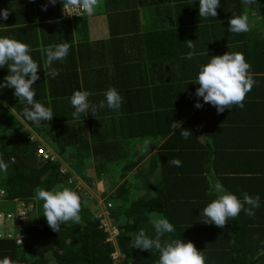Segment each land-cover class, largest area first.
Listing matches in <instances>:
<instances>
[{
  "label": "trees",
  "instance_id": "1",
  "mask_svg": "<svg viewBox=\"0 0 264 264\" xmlns=\"http://www.w3.org/2000/svg\"><path fill=\"white\" fill-rule=\"evenodd\" d=\"M100 2L105 4V0H99L92 15H104V11L97 12L102 8ZM156 2L162 4L165 0ZM116 4L112 1L108 5ZM141 4H145V0H126L125 7L134 10L121 16L123 32L135 40H129V44L137 46L133 52L126 48L129 52L125 61L132 57L138 70L126 75L121 107L116 115H110L107 129H99L98 110L95 117L91 113L84 114L89 120L87 125L78 123L79 119L72 116L75 109L70 103L71 92L76 90L91 93L92 104L105 100V82L112 77L108 75L114 65L113 52L106 56L101 37L93 40L86 36L82 40L91 54L94 53L93 64L90 57L89 60L79 57L81 74L76 85L71 83L67 73H62L61 85L56 87H61V91L48 85L47 91L54 94L41 103L51 108L54 115L51 121L40 123L33 137L29 138V131L22 129L13 115L17 110L23 112L26 103L12 102L6 106L0 103V158L8 165L7 172L0 171V186L5 188L0 203L17 199L20 209L15 207V212L10 214L15 217L23 210L25 218L30 219V224H24L25 228L19 226L25 233L22 239H17L14 232L0 233V264H113L114 246L122 254L123 264H157L159 252L155 249L145 251L131 247L132 239L141 229L150 238L155 237L151 223L154 218H167L176 229L174 233L165 234L162 242L192 241L202 251L205 264H261L264 259V160L257 156L264 147L256 148L259 144L264 146V74H251L256 84L246 94L243 108L233 106L219 114L214 106L195 95L199 84L190 82L198 75L200 55L240 52L251 65L250 71L264 72V41L255 39L254 48L248 50V32L228 31L231 16L239 15L238 11L249 4L244 0H220L218 15L205 19L199 15V0L183 1L175 10L173 20L166 23L164 20H169L173 10L168 4L157 5L162 24L152 22L149 26L154 28L152 40L141 33L142 27L135 16ZM40 5L41 0H0L1 8L19 16L38 10ZM250 7L264 16V0H254ZM204 20L209 22L202 23ZM199 25L203 26V33H199L202 32ZM27 29V24L19 28V38L27 39ZM63 34L67 36L66 29ZM187 40L195 44V54L190 60L185 58L193 51L186 46ZM168 65L175 76H171ZM128 68L126 66V70ZM171 80L175 81L173 85H170ZM48 83L52 84L50 79ZM100 85L105 90L98 92ZM62 92L70 96L59 102ZM197 100L202 108L195 107ZM173 121L191 130L188 139L180 135L181 128L172 129ZM26 122L37 126L27 119ZM82 128L88 130L86 136L82 135ZM155 134L169 136L157 143L156 155L148 161L147 173L158 175L152 182L140 171L142 168L131 170L134 164L127 160L126 151L131 138ZM50 147L56 149L60 157L73 161L70 164L77 171H93L94 177L103 178L113 187L107 199L111 202L110 221L118 228L114 242L106 239L102 226H98L97 202L89 199L80 187L71 189L66 170L60 169L56 158L46 156ZM173 157L179 158L182 166L170 165L168 161ZM158 159L162 162L161 173L155 170ZM217 185L241 201L245 192L259 196L260 206L254 209L255 216L249 217L242 210L234 220L229 219L224 228L203 222V208L221 194L216 190ZM57 186L70 188L81 197V223L69 221L61 226L59 233L49 227L41 209L43 201L37 199L34 192L38 187L53 190ZM137 187L148 189L138 195ZM33 216L36 223L31 222Z\"/></svg>",
  "mask_w": 264,
  "mask_h": 264
},
{
  "label": "clouds",
  "instance_id": "2",
  "mask_svg": "<svg viewBox=\"0 0 264 264\" xmlns=\"http://www.w3.org/2000/svg\"><path fill=\"white\" fill-rule=\"evenodd\" d=\"M57 1L62 18H75L74 16H64L62 14L60 0H48L52 5H55ZM66 2L89 15H92L99 5V0H64L63 8ZM253 2L254 0H244V3L249 5ZM47 6V4L43 5L42 10H47ZM218 7H220V0H199V15L205 19L216 17ZM64 9L67 12V9ZM9 15V9L0 10V16L4 20H7ZM249 30L247 14H233L231 16L228 27L229 32L239 34L246 33ZM185 42L186 46L193 50L185 56L186 59L190 60L195 54V44L192 40ZM69 50L70 44L67 42L49 46L45 50L46 60L43 69H47V71H44V74L55 79L59 75V71L53 67V64L55 61H63ZM4 67L8 68L9 74L0 82V90L13 88L14 96L26 102V106L23 108V116L27 120L37 126L42 121H51L54 115L52 109L35 100L36 93L32 86L40 78L38 70L41 65L30 55V46L13 38L0 37V68ZM250 68L251 65L242 53L225 52L223 55L212 56L208 63L200 67L196 79L190 82L199 84L195 95L202 97L204 103L214 106L219 114L223 113L225 109L231 110L233 106L244 107L246 94L256 84L250 73ZM90 95L91 93L86 90L74 91L70 98V103L75 109L72 113L74 119H79L81 114L91 113L94 116L98 108L101 111L97 114V120L110 118L109 112L118 110L121 107L123 98L115 88H109L105 92V100L100 101L98 105L89 101ZM195 107L202 108L203 105L197 100ZM171 127L176 131L177 128H181V122L173 121ZM191 134V130L187 128H181L180 130V135L184 139H188ZM31 137L29 135V138ZM136 141L138 140L132 142L129 140L132 145ZM144 144L147 147L150 141L146 139ZM128 151H130V148ZM53 153L54 149L52 147L47 148L46 156L54 158L53 156L56 155H53ZM132 155L134 156V150ZM61 158L66 163L72 162L66 156ZM130 161L134 164L132 169L135 168L134 158ZM168 163L176 167L182 166V161L176 157L171 158ZM7 169L8 165L0 158V171L7 172ZM216 190L221 194L203 208V222L224 228L229 219L234 220L242 210L249 217L255 216L254 209L260 206L259 196L253 197L245 192L243 193V201H241L235 194L224 191L221 185H217ZM35 196L43 201V215L53 231L59 233L61 226L69 221L81 223V197L76 191L63 186H57L53 190L37 188L35 189ZM245 205H248V207H245ZM151 223L155 229V237L150 238L141 229L131 241L132 248L145 251L155 249L159 252L157 264H205L202 251L198 250L192 241L185 242L182 239H171L162 242L161 238L165 234L176 231L174 225L167 218H154Z\"/></svg>",
  "mask_w": 264,
  "mask_h": 264
},
{
  "label": "crops",
  "instance_id": "3",
  "mask_svg": "<svg viewBox=\"0 0 264 264\" xmlns=\"http://www.w3.org/2000/svg\"><path fill=\"white\" fill-rule=\"evenodd\" d=\"M116 1V5H108L110 2ZM140 1V0H139ZM145 0V4H141L138 8H136L135 11V16L139 19L140 25L142 24L143 21L147 19H151L154 16L161 18L160 14L157 12V5H170V8H172V14L169 15V20H164V23L167 21L171 22L173 20V15L176 14L175 10L178 9L177 7L181 6L183 1L189 2V0H165L164 3L158 4L156 0ZM102 4V8L98 10L97 12L103 13L104 15H88V16H83V17H75V18H62L60 15V7L58 1L56 2L55 5H52L48 2V0H41V5L38 10L34 9L33 11H30V13L26 15H17L12 12H10V15L7 20H4L2 16H0V37H8V38H13L15 40H18L20 42H24L30 46V55L33 57V59L41 65V68L38 70L39 72V80L35 82V84L32 86L36 95H35V100L38 102H44L48 101L51 98V95L54 94L50 92V90L47 91L48 85H50L51 89H58V91H61V87L56 88L58 85H61L60 79L62 78V73H67V77L71 81L72 84H75L80 80V74H81V65L79 63V57L82 59H88L89 57L91 58V64H93V59L92 57L94 56V53L91 54V49L85 45L82 44V40L87 36L91 39H97L99 37L102 38V45L103 48L105 49L106 56L109 55V53L112 51L113 52V65H114V70L111 74L108 76L110 77L106 82H105V89L106 91L108 90V87H113L115 88L119 94L122 96L124 94V81L126 79V75H131L137 72L138 66L133 64V59L132 57L128 62L125 61L126 55L129 51L127 49H131L132 52L137 50V46L133 45L132 43L129 44V40H134L133 38L129 39L128 34L123 32L124 27L120 26L122 24L123 18L121 17L123 14H125L128 11H132L134 9H127L125 7L126 0H105V4L103 2H100ZM47 4V10H42V6ZM125 7V9H124ZM0 10H3V8L0 7ZM122 13V14H121ZM154 13V15H152ZM168 19V18H167ZM189 22L188 20H186ZM27 24L29 33L27 35V39H24L20 34L16 35L19 31V28L22 25ZM85 24V26H83ZM66 29V34L65 36L63 34V31ZM26 31V32H27ZM258 39V38H256ZM264 41V36L263 39H260ZM135 41V40H134ZM247 48L248 50L254 48L253 42H256L255 38L250 35L249 39L247 40ZM67 42L70 44V50L67 55V57L63 61H55L53 64V67L56 68L59 71V75L53 79L48 75L44 74V71L46 72L47 69H43L44 62L46 60V49L51 46V45H57L60 43ZM140 47H142V42L139 41ZM107 44V46H106ZM87 47V48H85ZM212 55H210V58ZM126 66H128V70H126ZM88 66H85V68ZM168 70L169 72L172 73L171 76H175V71L173 69H170L168 65ZM72 71H75L76 73H73ZM251 74H264V72H258L255 70L250 71ZM9 74L8 68H0V82L3 81L4 77ZM48 79H50V83H48ZM106 80V79H105ZM170 85L174 84V81H170ZM104 87V86H103ZM103 87L100 85L97 91L100 92L103 89ZM71 92V96H72ZM70 94V93H69ZM69 94H63L60 93L58 97H61L58 99L59 102H64L63 97H67ZM70 96V95H69ZM57 97V95H56ZM26 103L24 101L19 100L17 97H14V89L13 88H4L0 90V103L6 105H10V103ZM99 103H97L98 105ZM26 106V105H25ZM101 111V109L98 108V113ZM13 113L14 117L17 119L19 125L21 126L22 129L29 131L30 136L36 135L35 129L38 128L39 126H33V124H29V122H26V118L23 116V112H19L18 110ZM86 118V116H81ZM79 117V119L81 118ZM31 131L34 132L31 135ZM169 136V134L163 137H160L159 143L164 139L165 137ZM158 143V144H159ZM153 145L155 144L152 143ZM152 144L149 145V148L152 146ZM157 144V143H156ZM157 144L156 148H159ZM256 146V148L264 147L261 146ZM134 147V156H132L131 159L134 158L135 160V169L138 171L139 168V162L143 161L144 156L143 154L148 150H145V144L144 142L136 141L133 144ZM130 147H128L129 150ZM156 148L150 153L148 157V161L150 157H154L155 150ZM255 149V147H253ZM263 152L264 150H260V155H257L258 157L261 158V160H264L263 158ZM73 163V161H72ZM71 163V164H72ZM162 162L158 159L155 163V170L157 168L158 173L162 172ZM148 169V167H147ZM134 171V168L131 169ZM129 170V171H131ZM128 171V172H129ZM142 172V170H140ZM145 176L147 177L148 181L155 182L156 180L154 177H158V175L154 172L151 173H144ZM125 175H128L126 173ZM158 185L161 187L162 186V181L159 180ZM4 188L3 186H0ZM39 188V187H38ZM5 189V188H4ZM37 189V188H36ZM35 192V190H34ZM4 195H5V190H4ZM3 195V196H4ZM147 197V196H146ZM3 199V198H2ZM0 199V200H2ZM14 202H16V207L20 209L21 203L17 200L14 199ZM9 213H13L11 211H8ZM8 213V214H9ZM3 213L0 212V215ZM7 214V213H6ZM10 214V215H11ZM16 216L13 217L11 215L10 220H15ZM31 222L33 221L36 223L35 217H31ZM19 220V226L22 228L24 227V224H30V219L24 218L23 220ZM26 224V225H27ZM5 225V223L0 221V233L4 232L6 234H9L11 232H14L15 235H20L17 236V239L25 236L24 231L21 229L19 230L18 228H13V227H1ZM25 225V226H26Z\"/></svg>",
  "mask_w": 264,
  "mask_h": 264
},
{
  "label": "rangeland",
  "instance_id": "4",
  "mask_svg": "<svg viewBox=\"0 0 264 264\" xmlns=\"http://www.w3.org/2000/svg\"><path fill=\"white\" fill-rule=\"evenodd\" d=\"M238 13H239V15L240 14L241 15L247 14L248 20H249V28H250L248 33L252 37H254L255 39L256 38L263 39V36H264V16L262 14H260L258 11L253 12V9H251L250 5H247L244 8L242 7L240 9V11H238ZM147 20H148L147 23L145 21H143L141 24V27H142L141 33L144 34L146 37H149V39L152 40L153 35H154V30H153L154 28H151L149 26L151 25L152 22H154V25L159 24V23L162 24V18L160 20L159 17L155 16V18H151V19H147ZM201 22L202 23H208L209 20H204ZM147 24H149V25L147 26ZM198 29H199V31H202L199 33H203L204 29H203L202 25H199ZM18 34H19V32L16 35H18ZM198 36L200 38V34ZM200 56H201V61L199 62V65H198L199 68L202 65H205L206 63H208L211 59L210 56H208V57H205L202 55H200ZM60 82H61V79H60ZM174 83H175V81H174ZM116 113H117V110L110 111L108 115H113ZM93 117H95V115ZM98 120L100 121L99 129H101V130L107 129V126L110 124L109 117L105 118V119H98ZM88 122H89V120L87 117L86 118L81 117L78 121V123H81L83 125L88 123ZM80 130H83V132H82L83 136H86L88 134V130H84L83 128ZM33 133L34 132L31 131V135ZM146 139L150 141V144H152L154 142H155V144L154 145L152 144V146L150 148H149L150 144L147 147H145V150H147V149L148 150L143 154V156H144L143 161L139 162V167L143 169L142 171L144 173H147L148 157H149L150 153L157 147L156 143L159 142L160 136L155 134V135H148V136H143V137H134V138L130 139V142H132L134 140H138L140 142H145ZM52 149H54V148H52ZM133 150H134V147L132 144H130V151H126L128 161L133 156L132 155ZM53 155H56L53 157L56 158L57 161L59 162L60 169L63 171L66 170V173H65L66 180L70 183L71 189L80 187L82 190H84L87 193V195H89V199L95 200L97 202V212H103V214L99 217V219L102 220V222H100V223L102 225H104L102 227V230L105 232V235L107 236L105 238L106 239L111 238V240H113V242H114V238H115V235L117 233L116 234L114 233V229H112V225L115 226V224L107 226V224L112 223V222L110 221V218L108 215L109 213H108L107 209L105 207L102 208L103 205H105L106 201H109L107 198L110 197L109 195H110L111 191L113 190V187H111L110 185L105 183L103 178L94 177L93 171H88V169H86L85 171L81 170V169L79 171H77L70 164L72 162L66 163L60 156H58L56 149H54ZM109 163L111 164V162H109ZM156 171L158 172L157 168H156ZM147 189L148 188H146V187H143V188L137 187L135 189V193L138 195H142L147 191ZM102 191H103V193L101 194ZM143 197H146V196H143ZM15 207H16V202H14V201H5V202L0 203V208H1L2 212L8 210V211H11L14 213L16 210ZM41 209L43 210V207H41ZM10 219H11V215L8 213L5 215L4 214L0 215V221L5 223V225H3L1 227L18 228V225L20 223L18 219L23 220L24 217L22 214H18V215H16L15 220H10ZM108 228L111 230V232L108 231ZM18 229L21 230L20 228H18ZM117 232H118V228H117ZM17 236H20V235H17ZM111 254L113 256V260H112L113 264H123V260L121 258L122 254L115 248V246H114V249H113ZM261 264H264V259L261 261Z\"/></svg>",
  "mask_w": 264,
  "mask_h": 264
},
{
  "label": "built area",
  "instance_id": "5",
  "mask_svg": "<svg viewBox=\"0 0 264 264\" xmlns=\"http://www.w3.org/2000/svg\"><path fill=\"white\" fill-rule=\"evenodd\" d=\"M61 1V12H62V14L64 15V16H74V17H79V16H81V15H83L85 12L84 11H82L81 9H79V8H76V7H73V6H71V5H69V4H67V2L65 3V5H64V8H66L67 9V12L69 13H67L66 11H65V9L63 8V4H64V0H60ZM3 195H4V189L2 188V187H0V198H2L3 197ZM111 206V203L109 202V201H106V203H105V205H103V207L102 208H106L107 209V211L109 210V207ZM97 212V211H96ZM6 213H9V212H6ZM10 214V213H9ZM19 214H22L23 215V217L25 218V216H24V214H23V210H21V212L19 213ZM103 214V212H97V216L98 217H100L101 215ZM18 215V214H17ZM99 219V218H98ZM100 222H102V220H100L99 219V224H98V226L99 227H103L104 225H102ZM113 223H109V224H107V226H110V225H112ZM112 229H114V233L116 234L117 233V227L116 226H114V225H112ZM108 231L109 232H111V230L108 228Z\"/></svg>",
  "mask_w": 264,
  "mask_h": 264
}]
</instances>
